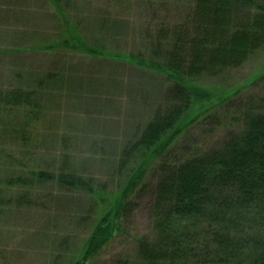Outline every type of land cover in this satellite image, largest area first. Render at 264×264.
<instances>
[{
    "label": "rangeland",
    "instance_id": "rangeland-1",
    "mask_svg": "<svg viewBox=\"0 0 264 264\" xmlns=\"http://www.w3.org/2000/svg\"><path fill=\"white\" fill-rule=\"evenodd\" d=\"M14 1L46 9L44 2L48 0ZM73 3L78 13V31L87 43L107 54L97 58L81 51L60 50L56 56L53 55L56 52L43 56L41 64L45 67L36 68V73L40 69L43 74L45 69L55 70L60 81L46 89L38 88L42 99L35 109L36 118L26 106L0 111V199L4 203L0 206V264H66L76 256L97 217L112 206V194L123 181L116 171V153L150 120L170 84L163 74L139 65L138 59L110 57L135 55L147 59L153 40L150 36L159 27L182 22L193 0H73ZM33 17L38 19L41 29L54 30L52 16L43 17L37 12ZM14 33L17 41L30 43L17 31ZM25 60H30L27 54L0 55V87L15 83L8 75L10 67ZM262 72L264 46L240 66L200 79L199 91L209 93V102L199 99L201 108L213 107L180 137L173 149L174 158L218 148L229 132L239 130L242 126L239 107L221 106L219 98L224 93L235 96L233 102L240 96L264 97V78L258 79ZM71 74L76 75L73 82L69 80ZM22 87L33 89L35 83L24 82ZM197 107L191 111L195 112ZM62 150L72 154V164L92 179L93 185L104 187L105 199L98 201L84 189L62 193L55 184L41 185L35 181L25 188L7 183L20 175L31 179L29 170H58ZM153 180L149 178L148 183ZM150 200L151 196H147L139 201L124 222L123 230L88 264H111L120 257L136 258V238L153 239L155 234ZM255 216L247 229L264 238V214ZM245 223L242 220L239 229Z\"/></svg>",
    "mask_w": 264,
    "mask_h": 264
},
{
    "label": "trees",
    "instance_id": "trees-1",
    "mask_svg": "<svg viewBox=\"0 0 264 264\" xmlns=\"http://www.w3.org/2000/svg\"><path fill=\"white\" fill-rule=\"evenodd\" d=\"M54 2L61 5L56 12L64 29L48 37L42 48L81 51L97 58L107 54L87 43L78 31L73 0ZM150 38L147 59L135 55L110 58L138 59L139 65L169 79L168 90L138 135L116 153L115 167L123 181L112 194V206L97 217L88 238L66 264L94 261L147 196H151L153 239L137 237L136 258L120 257L111 264H264V238L247 227L255 215L264 214V97L240 96L233 102L235 96L222 94L221 106L239 107L241 128L229 132L218 148L185 158H174L173 154L187 128L213 107L201 108L199 99L209 102V93L199 91L200 79L240 66L264 46V2L193 0L182 22L159 27ZM26 50L0 49V55L13 56ZM10 68L8 75L15 83L0 87V111L26 106L35 119L42 99V91L37 90L56 84L57 72L45 69V74L37 73L34 78L26 63L14 62ZM260 78H264L263 72ZM31 80L38 81L35 88L22 87ZM194 106H198L195 112L191 111ZM60 155L63 160L58 170H29L31 179L20 175L7 183L25 188L35 181L55 184L62 193L84 189L98 201L105 199L104 187L93 185L92 179L76 169L71 153L62 150ZM152 177L153 182L148 183ZM242 220L245 227L239 229Z\"/></svg>",
    "mask_w": 264,
    "mask_h": 264
},
{
    "label": "crops",
    "instance_id": "crops-1",
    "mask_svg": "<svg viewBox=\"0 0 264 264\" xmlns=\"http://www.w3.org/2000/svg\"><path fill=\"white\" fill-rule=\"evenodd\" d=\"M44 3L47 5L46 9L43 6L36 8L34 6L21 5L19 1L14 0H0V43L2 44V47L0 45V49H4L6 52L21 51L31 48L23 53L13 56L7 53L6 55L19 57L27 54V57L30 58L29 62L25 60L22 63H26L31 67L33 75L30 74V77L34 78L38 73H36L35 69L45 67L41 64L42 57H46L48 54L51 56L55 52L54 50L46 51L42 48V46L45 45V40L50 36H57L61 30L59 29L58 12H56L57 9L61 8V5H57L54 0H48ZM37 12L42 13L43 17L47 15L50 18L51 16L54 18V30L40 28V25H38L37 22L38 19L33 17V13L36 14ZM14 31H17L19 36H22L24 39L30 41V43H26L27 41H17V39H15L16 33H14ZM18 46H22L24 49H20ZM11 67H13V65ZM41 73H43L42 69H40L38 74L41 75ZM72 78L73 77L69 78L70 82L73 81ZM34 83L38 84V81H35Z\"/></svg>",
    "mask_w": 264,
    "mask_h": 264
}]
</instances>
